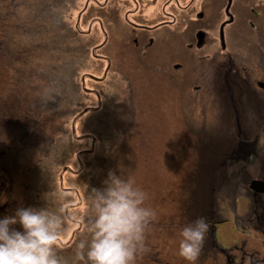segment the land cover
I'll use <instances>...</instances> for the list:
<instances>
[{
    "label": "rangeland",
    "instance_id": "374dc122",
    "mask_svg": "<svg viewBox=\"0 0 264 264\" xmlns=\"http://www.w3.org/2000/svg\"><path fill=\"white\" fill-rule=\"evenodd\" d=\"M90 3L0 0V215L46 207L50 198V210L65 217L57 250L70 258L88 235V194L111 171L142 189L155 213L135 264H187L177 254L179 231L199 217L208 230L195 264H225L226 256L264 263V211L251 214L250 178L236 186L210 180L226 154L221 137L236 132L235 112L248 121L242 133L258 134L264 161V90L254 83H264V56L252 32L234 39L258 93L240 104L235 94L216 97L201 67L191 74L186 40H164L145 56L127 41L122 17L91 25ZM214 137L220 147L210 158Z\"/></svg>",
    "mask_w": 264,
    "mask_h": 264
},
{
    "label": "flooded vegetation",
    "instance_id": "af4514ba",
    "mask_svg": "<svg viewBox=\"0 0 264 264\" xmlns=\"http://www.w3.org/2000/svg\"><path fill=\"white\" fill-rule=\"evenodd\" d=\"M90 4L94 13L91 25H117V20L122 17L123 21L118 22L128 26L125 31L127 41L131 47L141 48L145 56H149V49L161 48L164 40H173V43L180 37L186 40L184 49L191 65V74L194 76L196 68L201 67L204 74L201 81L204 84L214 81L215 87L209 90L216 97L229 93L233 99L232 95L235 94L238 103L243 104L241 95L248 96L249 99H255V94L258 95L255 85H249L251 71L237 58L238 46L234 39L242 38L244 30L252 32L255 51L264 56V0H91ZM83 12L82 7L77 15L79 19L85 15ZM102 16L107 18V24ZM174 66L178 70L183 65L175 62ZM262 74L264 76V70ZM260 82L254 81L264 90V83L260 86ZM258 86L256 88L259 89ZM200 87L199 84L193 86V89ZM233 120L236 130L240 132V124L248 123L241 119L238 112H235ZM235 137L237 141L234 150L220 157L217 165L210 171L211 182L216 174V184H242L248 177L252 179L248 167L259 169L261 176L257 178L264 180V161L259 152H255V137L252 136V141L247 140L246 134L242 132ZM216 146H211L207 157L212 158L211 151L215 153L220 147L218 143ZM234 163H239L240 166L234 167ZM242 168L247 171L248 177L241 176ZM206 170L209 173L210 166ZM263 199L264 195L255 193V213H260L259 202ZM260 217L264 218V215ZM232 259L233 257L226 256L225 264H252L250 261L242 263L243 258Z\"/></svg>",
    "mask_w": 264,
    "mask_h": 264
},
{
    "label": "clouds",
    "instance_id": "9594fccd",
    "mask_svg": "<svg viewBox=\"0 0 264 264\" xmlns=\"http://www.w3.org/2000/svg\"><path fill=\"white\" fill-rule=\"evenodd\" d=\"M103 184L88 194V235L70 258L57 250L65 217L62 208L50 210V198L46 207L17 206L0 215V264H135L155 213L144 205L146 193L120 175L110 171ZM207 230L203 217L180 229L177 254L187 264L197 261Z\"/></svg>",
    "mask_w": 264,
    "mask_h": 264
},
{
    "label": "bare ground",
    "instance_id": "6f19581e",
    "mask_svg": "<svg viewBox=\"0 0 264 264\" xmlns=\"http://www.w3.org/2000/svg\"><path fill=\"white\" fill-rule=\"evenodd\" d=\"M97 47V46H96ZM150 54V53H149ZM151 55V54H150ZM150 57V56H149ZM239 133H241L240 132V130H236V132L234 133V134H232L231 136H229L230 135V133H228L227 135L229 136V137H227V136H222L223 137V143L225 144L224 146H225V148H226V153H228V152H232L233 150H234V146L236 145V141H237V139H234V138H236L235 137V135H237V134H239ZM246 138H247V140H251L252 141V139H253V137H250V136H248L247 134H246ZM216 141L218 142V139H216L215 137H214V140H212V139H210V140H208V143H207V146L206 147H208V146H212V147H215L216 146ZM233 141V142H232ZM258 141H259V136H258V134L257 133H255V146L256 147H258L259 145H260V143H258ZM232 145H233V147H232ZM217 147V146H216ZM232 149V150H231ZM238 166H240V164L238 163H234V167H238ZM241 176H243V177H247V171L245 170V169H243L242 168V170H241ZM257 179H260V178H257ZM226 186H228V184L226 185ZM212 200H214L215 201V203L217 202V200L216 199H214V198H212L211 200H210V204H211V201Z\"/></svg>",
    "mask_w": 264,
    "mask_h": 264
},
{
    "label": "water",
    "instance_id": "95a60500",
    "mask_svg": "<svg viewBox=\"0 0 264 264\" xmlns=\"http://www.w3.org/2000/svg\"><path fill=\"white\" fill-rule=\"evenodd\" d=\"M260 86L262 83H259ZM250 189L255 193H262L264 194V180L261 179H252L249 183ZM262 233L264 234V229L262 230Z\"/></svg>",
    "mask_w": 264,
    "mask_h": 264
},
{
    "label": "trees",
    "instance_id": "16d2710c",
    "mask_svg": "<svg viewBox=\"0 0 264 264\" xmlns=\"http://www.w3.org/2000/svg\"><path fill=\"white\" fill-rule=\"evenodd\" d=\"M261 209H263V205H261ZM254 208H255V201L254 202H252V210H251V214H252V212L254 211ZM264 210V209H263ZM216 223V222H215ZM212 230H214V225H212V228L210 229V231H212ZM213 242L215 241L214 240V238H213V240H212ZM216 246V245H215Z\"/></svg>",
    "mask_w": 264,
    "mask_h": 264
}]
</instances>
